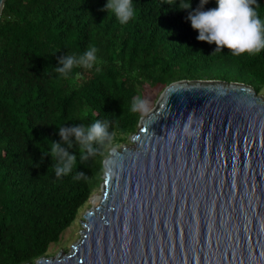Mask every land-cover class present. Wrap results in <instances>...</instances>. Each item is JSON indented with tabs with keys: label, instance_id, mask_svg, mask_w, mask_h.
I'll use <instances>...</instances> for the list:
<instances>
[{
	"label": "trees",
	"instance_id": "1",
	"mask_svg": "<svg viewBox=\"0 0 264 264\" xmlns=\"http://www.w3.org/2000/svg\"><path fill=\"white\" fill-rule=\"evenodd\" d=\"M108 0H5L0 14V264L35 262L57 243L78 209L99 187L108 151L129 141L144 112L133 113L142 90L185 77H227L264 87V50L236 56L197 39L181 0H132L134 18L121 24L102 9ZM254 6L264 21V0ZM217 7L208 0L204 10ZM98 49L91 69L55 72L59 58ZM109 121L111 144L55 175L50 141L59 126ZM75 143V137H72ZM44 151V152H43ZM53 164V165H52ZM52 165V166H51ZM77 171L88 178L75 180ZM94 195V194H93ZM93 195L90 197L92 198ZM90 200V199H89Z\"/></svg>",
	"mask_w": 264,
	"mask_h": 264
},
{
	"label": "water",
	"instance_id": "2",
	"mask_svg": "<svg viewBox=\"0 0 264 264\" xmlns=\"http://www.w3.org/2000/svg\"><path fill=\"white\" fill-rule=\"evenodd\" d=\"M190 114L194 135L183 132ZM129 141L103 159L99 201L70 251L22 264H264V93L254 83L171 82Z\"/></svg>",
	"mask_w": 264,
	"mask_h": 264
},
{
	"label": "clouds",
	"instance_id": "3",
	"mask_svg": "<svg viewBox=\"0 0 264 264\" xmlns=\"http://www.w3.org/2000/svg\"><path fill=\"white\" fill-rule=\"evenodd\" d=\"M207 3L208 0H201L200 6L195 11H190L187 19L191 21L192 28L199 32V41L215 43L217 46L211 55L225 47L236 56L245 53L255 55L264 50V21L254 7L258 6L257 0H216L217 7L205 11L204 5ZM178 7L180 10H190L192 4L181 0ZM102 11H107L109 15L115 14L121 24H127L135 15L132 0H108ZM97 51L96 47H90L79 56L67 53L59 58L60 66L55 67V72L67 77L74 67L91 69L97 60ZM130 110L133 113L147 111V101L134 98ZM191 124L190 114L183 128L184 133L195 134L191 130ZM109 127V121L99 119L90 125L59 126V136L67 147L50 141L49 151H43L44 155H50L53 163L55 162V175L61 177L72 172L77 163V155L70 154L68 149L77 145L81 163L97 155L104 156L103 149L111 144L115 137V132H110ZM72 137H75V143ZM108 163L112 162H106L105 175L111 177L113 171L108 167ZM87 178L88 176L80 171L73 177L75 180Z\"/></svg>",
	"mask_w": 264,
	"mask_h": 264
},
{
	"label": "rangeland",
	"instance_id": "4",
	"mask_svg": "<svg viewBox=\"0 0 264 264\" xmlns=\"http://www.w3.org/2000/svg\"><path fill=\"white\" fill-rule=\"evenodd\" d=\"M261 91L264 93V87L261 89ZM161 92L162 91L159 88H149L147 86L142 90L143 100L147 101V111H144V115L147 112H149L151 109H153ZM128 144H131L130 141L122 145H128ZM116 147H119V146H116ZM99 187H96V186L94 187L91 193L92 195L94 194L91 200V203L87 199V201L78 209L75 219L61 233L59 241L57 243H52L48 247L47 254L51 256H55L59 252L64 253V251L66 250L70 251L71 246L78 241V239L80 238V232L83 229V226L81 223V221L83 220V214L88 208H90V206L95 205L94 199L96 198V196L99 197V192H100Z\"/></svg>",
	"mask_w": 264,
	"mask_h": 264
},
{
	"label": "bare ground",
	"instance_id": "5",
	"mask_svg": "<svg viewBox=\"0 0 264 264\" xmlns=\"http://www.w3.org/2000/svg\"><path fill=\"white\" fill-rule=\"evenodd\" d=\"M92 198H93V197H92ZM92 198H90V200H89L90 203H91ZM98 201H99V197L96 196V198L94 199V203H95V205H97ZM95 205H94V206H95Z\"/></svg>",
	"mask_w": 264,
	"mask_h": 264
}]
</instances>
